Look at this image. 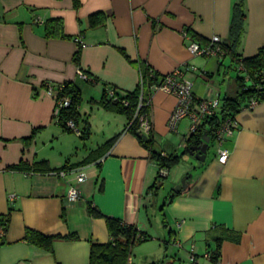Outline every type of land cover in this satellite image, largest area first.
<instances>
[{"label":"crops","instance_id":"0c3cea01","mask_svg":"<svg viewBox=\"0 0 264 264\" xmlns=\"http://www.w3.org/2000/svg\"><path fill=\"white\" fill-rule=\"evenodd\" d=\"M238 3L244 17L236 50L248 57L264 47V0H79L77 7L73 0H0V216L9 214L0 264H90L91 244L110 235L105 219L87 212L88 201L150 236L130 248L124 264H264V99L235 113L234 131L223 141L229 156L220 164L216 150L203 162L183 153L189 122L168 129L176 96L152 89L153 149L181 155L158 189L149 188L158 164L124 130L126 116L98 103L104 88L134 90L139 64L160 76L181 67L198 98L232 95L236 81L224 86L231 57L192 55L187 45L192 38L204 45L213 36L232 44ZM95 13L102 21L90 26ZM50 18L62 21L54 36L46 35ZM66 81L81 92L76 128L88 124L87 139L52 117L54 98L43 83ZM41 160L56 171L8 169ZM169 177L177 184L182 177L184 189L159 196ZM71 188L79 192L76 201L67 198ZM154 210L161 216L156 229ZM26 229L75 237H56L46 251L22 239Z\"/></svg>","mask_w":264,"mask_h":264},{"label":"trees","instance_id":"16d2710c","mask_svg":"<svg viewBox=\"0 0 264 264\" xmlns=\"http://www.w3.org/2000/svg\"><path fill=\"white\" fill-rule=\"evenodd\" d=\"M78 5L79 0H73V6L77 7ZM97 15L98 14L95 13L93 17L89 19L90 26H95L102 21L101 18L96 17ZM243 17L244 12L241 3H238L234 6L232 18V29H234L233 32L236 33L233 38V42L232 44H227L222 41L220 42L221 49L233 60L231 68L233 67L237 71V75L235 77L236 89L232 95L220 97L218 109L214 112V114L206 117L202 122H200L197 129L192 134H189L183 153L188 152L190 145L200 143L201 137L204 134L209 136L211 142L221 122H223L226 117L234 118L235 113L238 112L241 107H246L252 98L257 102L264 99V47L259 48L256 54L248 57H242L241 53L236 50L240 39L239 34L242 30L241 21ZM61 26L62 21L59 18L48 19L45 22L46 35L54 36L57 33H60ZM186 32L190 34V37H194V35L190 33L189 29H186ZM80 48V45H78L76 52L74 53L75 60L79 57ZM139 74L140 80L134 90L126 91L121 94L113 86L110 88H104L98 103L103 108L114 110L126 116L127 124L124 130L136 135L140 143L149 149L151 158L158 164L159 169L155 181L149 187L152 189H158L163 184L167 170L179 161L181 155H162V153L154 150L151 129L148 133H145L146 138H142L140 136L143 133L139 130L141 122L140 118L148 115L150 95L153 86L159 84L162 76L158 75L149 67V65L146 64H139ZM92 80L93 81L91 82H95L97 79L93 78ZM47 83L51 82H44V88ZM51 84L56 88L57 95L59 97H67L70 100L68 106L61 107L59 116L55 118L56 123L64 130L74 132L73 129L66 125V122L68 120H72L74 125L77 126L79 118L78 107L82 99L81 92L71 81ZM33 134L34 131L32 135ZM78 135L81 139L88 138V124H85V126L79 130ZM109 143L110 141H108L107 144ZM66 168L68 167L65 164L58 168V170L62 171L66 170ZM8 169L42 173L56 171V169H51L48 166L46 160L35 162L32 165L19 162L17 164L10 165ZM162 169H165V174L161 172ZM87 212L94 217H103L110 235V240L106 243L91 244L90 264H124L127 256L129 255L130 248L134 244L143 242L150 237L145 232H138L132 224L104 215L89 201L87 203ZM8 222L9 214L0 216V227H2L4 231V234L0 236V244L3 243ZM56 237L72 238L75 236L73 234L45 235L34 229H26L22 239L43 248L46 251H51L52 240ZM217 256L218 253L217 250H215L212 254V259H217Z\"/></svg>","mask_w":264,"mask_h":264},{"label":"built area","instance_id":"2783aa9c","mask_svg":"<svg viewBox=\"0 0 264 264\" xmlns=\"http://www.w3.org/2000/svg\"><path fill=\"white\" fill-rule=\"evenodd\" d=\"M186 37L187 34L185 33ZM76 42H79V37L74 39ZM221 39L219 36H213L207 43L204 45L199 44L197 41L190 39L187 49L192 55H204V56H221L224 51L220 47ZM80 75L85 80L88 79V76L83 71H78ZM153 89H160L165 92L171 93L176 96L177 103L170 113L167 120L168 129L176 130L179 121L182 119H189L190 124L188 127V133L192 134L206 117H209L214 114L219 106V97H204L198 98L192 91L191 83L183 78L182 68L178 67L171 72L162 75V79L159 84L153 86ZM45 90L48 95H51L54 98V106L52 109V117L57 118L61 107L68 106L70 103L69 98L59 97L57 95L56 88L51 84L47 83ZM257 101L251 99L246 107H252ZM140 131L143 133H148L151 129V124L147 116H142L140 118ZM66 125L73 129L77 134L79 130L74 125L72 120H68ZM235 128L234 118L226 117L223 122L218 126L215 136L211 140L217 143L216 145V158L218 163L224 164L229 156V151L227 148L223 147V141L230 137ZM165 155V153H162ZM163 174L166 173L165 169H162ZM63 174V172L61 173ZM67 198L69 201H76L79 198V192L75 188H71L68 191ZM4 234L2 227H0V236Z\"/></svg>","mask_w":264,"mask_h":264},{"label":"rangeland","instance_id":"374dc122","mask_svg":"<svg viewBox=\"0 0 264 264\" xmlns=\"http://www.w3.org/2000/svg\"><path fill=\"white\" fill-rule=\"evenodd\" d=\"M236 73H237V71H236V69H234L233 67L230 69V72H229V75H228V73H226L225 74V76L226 77H224V80H225V82H227L228 81V79L230 80L229 82H227V83H225L224 82V86L225 87H227L228 85H230V86H233L234 85V80H235V77H236ZM222 77H223V74H221V76H219V79L221 80L222 79ZM218 78V77H217ZM223 92V91H222ZM186 119V118H185ZM187 121L189 122L188 123V125H187V127H186V131H188V127H189V124H190V121H189V119H187ZM72 133H74V132H72ZM72 141H70L68 144V147L69 148H71V143ZM216 145H217V143L215 142V141H212V144H210V149L209 150H211V153L212 154H214L215 153V150H216ZM74 146V145H73ZM82 148V146L80 145L79 146V149H81ZM72 151V154H74V152L77 150L75 147H73V149H71ZM178 166H174L173 167V169H174V171L175 172H173V174L174 175H176L177 174V171H180V170H178L179 168H177ZM181 167V166H180ZM177 169V170H176ZM172 178V177H171ZM171 179H170V177L169 178H166V182H165V184H164V188H162L161 190H160V194H159V196H161V195H166L168 192H171L172 190H174L175 188H176V186L178 185L177 183H174V182H172V181H170ZM177 180H182V177H178L177 178ZM162 198H160L159 200H161ZM157 200H158V198H157ZM161 203V202H160ZM150 215V218H151V223L153 224V229L155 228L156 229V227H157V225L159 224V222L161 221V216H160V212H159V210H154V211H152L151 212V214H149ZM152 229V230H153Z\"/></svg>","mask_w":264,"mask_h":264},{"label":"water","instance_id":"95a60500","mask_svg":"<svg viewBox=\"0 0 264 264\" xmlns=\"http://www.w3.org/2000/svg\"><path fill=\"white\" fill-rule=\"evenodd\" d=\"M142 138H146L145 133H142L140 135ZM210 138L209 136H207L206 134H204L201 137V141L198 144H193L190 145L189 149H188V153L192 156H194L197 160L203 162L205 161L207 154L209 152V147H210ZM184 185H185V180L182 179L181 183L178 184L176 186V188L174 189V191H176L178 188H180V186L182 187L181 189H184Z\"/></svg>","mask_w":264,"mask_h":264},{"label":"flooded vegetation","instance_id":"af4514ba","mask_svg":"<svg viewBox=\"0 0 264 264\" xmlns=\"http://www.w3.org/2000/svg\"><path fill=\"white\" fill-rule=\"evenodd\" d=\"M210 144V143H209Z\"/></svg>","mask_w":264,"mask_h":264}]
</instances>
